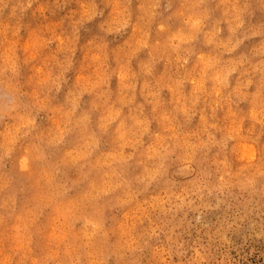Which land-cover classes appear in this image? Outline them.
I'll use <instances>...</instances> for the list:
<instances>
[{"label": "clouds", "instance_id": "9594fccd", "mask_svg": "<svg viewBox=\"0 0 264 264\" xmlns=\"http://www.w3.org/2000/svg\"><path fill=\"white\" fill-rule=\"evenodd\" d=\"M0 264H264V0H0Z\"/></svg>", "mask_w": 264, "mask_h": 264}]
</instances>
